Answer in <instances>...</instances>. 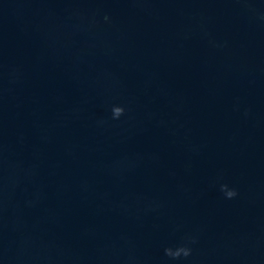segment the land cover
I'll return each mask as SVG.
<instances>
[{
    "label": "water",
    "instance_id": "water-1",
    "mask_svg": "<svg viewBox=\"0 0 264 264\" xmlns=\"http://www.w3.org/2000/svg\"><path fill=\"white\" fill-rule=\"evenodd\" d=\"M262 15L83 0L1 57L0 264H264Z\"/></svg>",
    "mask_w": 264,
    "mask_h": 264
},
{
    "label": "clouds",
    "instance_id": "clouds-1",
    "mask_svg": "<svg viewBox=\"0 0 264 264\" xmlns=\"http://www.w3.org/2000/svg\"><path fill=\"white\" fill-rule=\"evenodd\" d=\"M260 19H264V15L260 17ZM105 22L110 21V17L106 14L103 17ZM112 119L118 120L121 116L125 114V108L123 106L113 105L111 108ZM221 192L225 195L226 198L232 199L238 195L235 189H230L227 184H222L220 186ZM194 238H188L185 242L175 246V247H166L164 249V255L169 259L176 261L180 259H187L192 255V248L189 246L190 244L195 243Z\"/></svg>",
    "mask_w": 264,
    "mask_h": 264
}]
</instances>
